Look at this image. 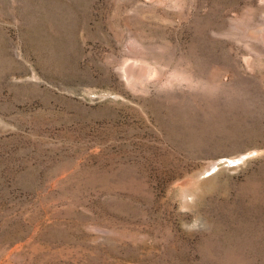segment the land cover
I'll return each mask as SVG.
<instances>
[{
    "label": "rangeland",
    "instance_id": "374dc122",
    "mask_svg": "<svg viewBox=\"0 0 264 264\" xmlns=\"http://www.w3.org/2000/svg\"><path fill=\"white\" fill-rule=\"evenodd\" d=\"M0 264H264V0H0Z\"/></svg>",
    "mask_w": 264,
    "mask_h": 264
},
{
    "label": "bare ground",
    "instance_id": "6f19581e",
    "mask_svg": "<svg viewBox=\"0 0 264 264\" xmlns=\"http://www.w3.org/2000/svg\"><path fill=\"white\" fill-rule=\"evenodd\" d=\"M190 179V178H189ZM193 185V184H192ZM186 187V186H185Z\"/></svg>",
    "mask_w": 264,
    "mask_h": 264
}]
</instances>
